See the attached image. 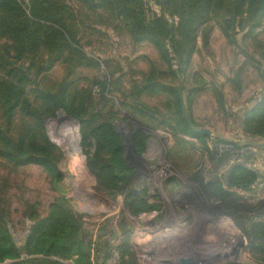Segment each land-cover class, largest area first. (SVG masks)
<instances>
[{
	"label": "trees",
	"instance_id": "obj_1",
	"mask_svg": "<svg viewBox=\"0 0 264 264\" xmlns=\"http://www.w3.org/2000/svg\"><path fill=\"white\" fill-rule=\"evenodd\" d=\"M82 11L91 14L98 24L127 33L135 46L150 43L160 54L168 70L153 68L141 84L132 86L134 94L130 96L131 102H135V95L161 92L169 97L166 114L147 109L151 114L146 115L143 109L131 108L133 114L139 112L146 120L156 123L154 129L168 128L174 134L196 138L205 147L208 144V135L197 134L189 124L187 107L192 101H185V88L173 81L168 83L167 78L170 75L186 78L198 40L202 36L207 45L214 29L240 46L247 60L256 62L254 68L264 79V50L260 56L262 63L248 51V42L255 43L260 36L258 31L264 28V0H0V169L8 172L3 183L0 180L2 196L7 193L3 191L4 184L10 181L11 175L30 166L41 167L57 189L62 180L58 165L63 154L49 139L45 122L55 118L60 109L80 123V146L87 157V169L95 177L97 191L130 193L133 172L124 160L122 139L113 121L106 118L112 114L106 111L109 100L105 93L109 82L91 80L79 73L97 65L79 37L81 29L88 27L82 20ZM89 28L100 32L96 27ZM259 45L257 48L264 49ZM57 64L64 70L60 80L50 77ZM240 77L238 73L237 79ZM97 86L100 93L96 97ZM202 91L191 87L187 97ZM238 91L241 93L242 88ZM241 112L243 132L254 139H264V90ZM131 139L136 152L142 154L147 146L146 135L134 131ZM220 143L230 142L216 140L214 144ZM75 145L73 140L72 152ZM212 156L217 166L229 167L223 180L216 179L206 185V192L233 208L235 203L229 202L231 195L223 184L249 189L260 175L241 166H231L227 156ZM141 197L129 195L127 198L133 216L159 211L158 206ZM23 208V216L32 226L25 245L18 247L8 227L7 199L0 198V262L34 256L41 257L33 259L37 264H59L52 259L69 260L77 256L78 264H88L84 261L92 257L93 264L97 263L99 251L92 249L91 242H86L88 235L80 216L72 211L65 198L50 205L44 218L38 214L36 204L25 203ZM220 210L227 212L222 207ZM251 234L264 237V225L254 226ZM125 241L117 247L118 264H137ZM109 244L104 255L106 260L113 249Z\"/></svg>",
	"mask_w": 264,
	"mask_h": 264
},
{
	"label": "rangeland",
	"instance_id": "obj_2",
	"mask_svg": "<svg viewBox=\"0 0 264 264\" xmlns=\"http://www.w3.org/2000/svg\"><path fill=\"white\" fill-rule=\"evenodd\" d=\"M81 16L88 27L81 29L79 37L97 65L79 73L91 80L97 78L109 82L105 93L109 100L106 111L112 114L106 118L113 121L114 129L122 139L124 160L133 172L130 193L97 191L95 177L87 169V157L80 148V123L77 121V126L67 120L64 117L67 115L60 109L56 117L45 124L49 139L63 154L58 165L62 180L57 189L41 167L30 166L11 175L10 181L4 184L5 196L0 190V198L8 202V227L16 245H25L32 226V222L23 216L24 204H36L38 214L44 218L50 205L63 197L80 216L88 235L86 242H91L92 249L99 251L96 264H118L120 255L115 246L125 240L137 264H182V260L191 264H264V237L250 235L254 226L264 225V222L254 221L261 210L249 201L251 187L232 188L223 184L231 195L229 202L234 201L236 205L233 208L209 197L205 189L214 180H223L229 167L216 165L209 144L214 145L216 140L240 145L261 140L250 137L241 128L244 116L241 110L249 107L264 90V79L254 68L256 62L247 60L240 46L214 29L207 45L202 36L198 40L186 78L171 75L167 78L168 83L173 81L175 85H182L185 101H192L187 107L190 124L196 130L210 133L205 147L196 138L174 134L168 128L154 129L156 123L131 111L132 107L143 109L146 115L151 114L147 109H157L163 114L168 111L169 97L161 92L151 96L135 95V102L130 100L134 94L132 86L141 84L152 74L153 68L168 70L158 51L150 43L135 46L127 33L98 24L91 14L82 11ZM89 27H96L100 32H93ZM258 32L257 41L248 42V51L262 63L260 56L264 49L257 45L260 43L259 47H264V28ZM167 49L171 53L170 44ZM63 73V67L57 64L50 77L60 80ZM238 73H241L239 80ZM191 87L203 91L187 97ZM97 89L98 86L94 91ZM99 93L100 89L94 95L97 97ZM134 131L143 132L147 137L142 154L133 147L131 136ZM73 140L76 145L72 152ZM7 174L5 169H0L2 183ZM129 195H142L141 198L160 209L133 216L128 207ZM221 207L227 210L226 214L221 212ZM108 244L113 249L106 260ZM33 259L41 257L23 256L0 264H37ZM52 260L59 264L79 262L77 256L69 260ZM84 262L93 264L94 258Z\"/></svg>",
	"mask_w": 264,
	"mask_h": 264
},
{
	"label": "built area",
	"instance_id": "obj_3",
	"mask_svg": "<svg viewBox=\"0 0 264 264\" xmlns=\"http://www.w3.org/2000/svg\"><path fill=\"white\" fill-rule=\"evenodd\" d=\"M98 91L99 89L94 92ZM209 150L212 155L227 156L231 166H241L260 175L257 183L252 186V194L248 198L261 210L255 216L254 221L264 222V139L258 141V143L252 140L241 145L232 143L209 144ZM115 247L117 248V246Z\"/></svg>",
	"mask_w": 264,
	"mask_h": 264
},
{
	"label": "water",
	"instance_id": "obj_4",
	"mask_svg": "<svg viewBox=\"0 0 264 264\" xmlns=\"http://www.w3.org/2000/svg\"><path fill=\"white\" fill-rule=\"evenodd\" d=\"M67 120H70V121H72V122H74V124H76L77 126H79V123L77 122V121H75L74 119H72V118H70V117H68V116H64ZM53 120H55V119H53ZM49 121H51V120H47L46 122H45V124L47 125L48 124V122ZM189 124H190V122H189ZM193 131H195L197 134H199V135H210V133H208V132H206V131H203V130H195V129H193ZM81 139V138H80ZM53 142V141H52ZM81 148V147H80ZM181 263L182 264H191V262L190 261H184V260H182L181 261Z\"/></svg>",
	"mask_w": 264,
	"mask_h": 264
}]
</instances>
